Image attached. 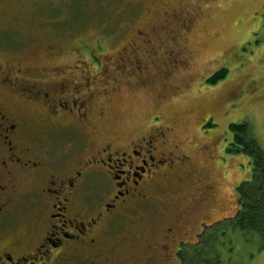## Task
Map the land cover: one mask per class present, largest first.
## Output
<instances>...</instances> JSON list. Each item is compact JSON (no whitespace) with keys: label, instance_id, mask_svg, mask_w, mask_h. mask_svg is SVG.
Wrapping results in <instances>:
<instances>
[{"label":"flooded vegetation","instance_id":"af4514ba","mask_svg":"<svg viewBox=\"0 0 264 264\" xmlns=\"http://www.w3.org/2000/svg\"><path fill=\"white\" fill-rule=\"evenodd\" d=\"M122 1L144 14L140 24L122 25L130 38L121 49L65 61L62 46L48 44L51 66L13 55L0 63V264H185V245L202 244L209 226L198 205L214 190L205 162L171 140L157 115L140 134L97 125L105 113L97 96L131 78L142 85L134 66L153 84L172 72L154 77L159 60L186 64L173 60L175 47L162 36L164 28L174 36L168 23L176 33L189 27L180 23L183 10L157 3L164 9L151 20L152 5ZM205 119L199 129L212 125L202 128ZM202 137L200 153H213L216 141ZM24 207L29 217L15 222Z\"/></svg>","mask_w":264,"mask_h":264},{"label":"rangeland","instance_id":"374dc122","mask_svg":"<svg viewBox=\"0 0 264 264\" xmlns=\"http://www.w3.org/2000/svg\"><path fill=\"white\" fill-rule=\"evenodd\" d=\"M142 1L145 6L152 5L151 20L164 8L168 12L183 10L180 23L184 26L190 20L189 27L177 33L178 26L168 23L174 36L162 30L167 46L175 47L173 60L182 57L186 64L172 67L169 61L164 67L159 60L160 69L151 68L154 77L163 68L172 72L153 84L150 73L134 66L137 82L147 85H137L131 78L121 82L118 91L111 87L107 94L97 96L98 100L104 97L98 106L105 112L97 125L110 135L128 136L145 132L157 115L159 124L171 126L170 139L193 150L198 160L205 162L214 184L213 192L198 205V218L209 226L201 242H216L218 238L216 253L224 264H264V249H258L249 236L228 229L226 220L237 210V185L251 176L249 157L226 150L232 138L229 124L247 122L264 155V0ZM123 3L0 0V63L13 55L29 65L51 66L55 53L47 50L48 44L61 45L65 61L91 50L115 52L130 38L124 27L140 24L143 13L132 14L129 8L123 9ZM219 68L227 69L225 77L208 84L207 78ZM203 119L202 128L206 122L212 124L204 130L198 128ZM204 135L216 141L213 153H200ZM26 209L14 213L15 222L29 217ZM185 247L187 252L193 248L190 244Z\"/></svg>","mask_w":264,"mask_h":264},{"label":"trees","instance_id":"16d2710c","mask_svg":"<svg viewBox=\"0 0 264 264\" xmlns=\"http://www.w3.org/2000/svg\"><path fill=\"white\" fill-rule=\"evenodd\" d=\"M226 68H219L208 78V84L223 79ZM231 141L226 148L229 153H243L250 159L251 176L241 181L237 187V210L227 220V227L249 236L258 249H264V155L257 141L250 135L247 122L230 123ZM224 232H222V235ZM216 242L203 240L185 256V264H224L216 253Z\"/></svg>","mask_w":264,"mask_h":264}]
</instances>
